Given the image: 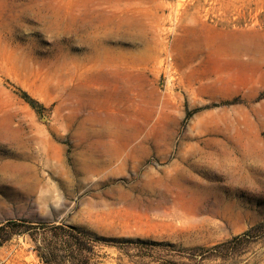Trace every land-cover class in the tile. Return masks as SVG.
I'll return each instance as SVG.
<instances>
[{"label": "rangeland", "instance_id": "rangeland-1", "mask_svg": "<svg viewBox=\"0 0 264 264\" xmlns=\"http://www.w3.org/2000/svg\"><path fill=\"white\" fill-rule=\"evenodd\" d=\"M263 158L264 0H0V264H264Z\"/></svg>", "mask_w": 264, "mask_h": 264}, {"label": "trees", "instance_id": "trees-1", "mask_svg": "<svg viewBox=\"0 0 264 264\" xmlns=\"http://www.w3.org/2000/svg\"><path fill=\"white\" fill-rule=\"evenodd\" d=\"M16 224H14L13 222H6L2 225H0V231H4V230H9L10 228H12L13 226H15ZM23 225V224H22ZM29 226V225H28ZM42 229L41 230H46V229H49L50 231L51 230H61V234L64 235V237H68V238H73L75 239V237L70 233V231L66 230L64 231L63 228L61 226H44V227H41ZM46 228V229H45ZM32 229L35 230V227H32ZM43 258V257H42ZM45 264H49L50 261H44Z\"/></svg>", "mask_w": 264, "mask_h": 264}, {"label": "bare ground", "instance_id": "bare-ground-1", "mask_svg": "<svg viewBox=\"0 0 264 264\" xmlns=\"http://www.w3.org/2000/svg\"><path fill=\"white\" fill-rule=\"evenodd\" d=\"M260 163H262V166H263L262 168H263V170H264V158L261 159Z\"/></svg>", "mask_w": 264, "mask_h": 264}]
</instances>
